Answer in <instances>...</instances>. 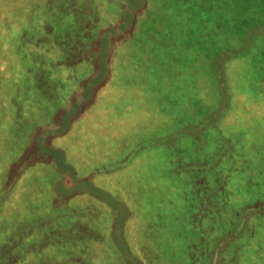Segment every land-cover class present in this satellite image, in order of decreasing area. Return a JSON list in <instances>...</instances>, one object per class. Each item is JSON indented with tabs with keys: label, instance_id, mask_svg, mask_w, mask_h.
<instances>
[{
	"label": "rangeland",
	"instance_id": "rangeland-1",
	"mask_svg": "<svg viewBox=\"0 0 264 264\" xmlns=\"http://www.w3.org/2000/svg\"><path fill=\"white\" fill-rule=\"evenodd\" d=\"M85 1L0 0V125L25 142L6 184L24 163L28 176L7 189L8 196L0 184V248L13 238L17 256L8 262L3 252L0 264H73L67 256L78 251L82 264H201L227 212L264 192V154L246 147L247 138L264 145V65H258L264 63V29L251 35L250 22L230 20L228 4L226 26L214 31V11L201 21L198 0H183L192 5L189 14L182 0H91L84 11L75 8ZM144 1L149 12L135 23ZM160 1L165 8L152 16ZM257 8L253 18L262 21L264 5ZM51 22L56 32H68L76 50L68 56L75 65L64 67L66 79L49 97L38 93L31 66L21 72L18 54L28 29L39 33L29 45L37 47V37L52 43L43 33ZM246 41L241 54L222 50L213 60L219 47L244 48ZM248 96L252 110L242 111ZM220 144L226 150L211 171L226 178L230 192L226 187L223 202L220 197L225 210L218 216L210 205L205 219L212 223L200 220L198 231L186 217V187L196 188V163ZM257 167L263 172L255 179ZM213 181L204 176L205 184Z\"/></svg>",
	"mask_w": 264,
	"mask_h": 264
},
{
	"label": "trees",
	"instance_id": "trees-1",
	"mask_svg": "<svg viewBox=\"0 0 264 264\" xmlns=\"http://www.w3.org/2000/svg\"><path fill=\"white\" fill-rule=\"evenodd\" d=\"M45 1V0H44ZM68 1V0H67ZM91 0H86V3H82L79 6L75 7L78 8V10L84 11L86 9L87 4ZM96 0H92V2ZM183 1V0H182ZM211 0H198V7L200 8L201 14L199 15L201 21L206 22L208 20L209 16H211V11H214V15L216 16L215 20L217 22L215 23L216 25H213L214 31L216 30H222L226 24H225V19L227 17L226 13H224L225 5H229L230 7V20L233 21L234 19L237 18V16L240 17L244 22H250L248 25V28H250L249 32L251 35L259 34L261 33V30L264 29V18H262V21H258L259 18H253V12L258 11L257 7H261L264 4V0H260L258 3L257 0L253 1H246V5H242L243 2L237 1V0H217L213 4V7L211 6ZM158 3V4H157ZM155 2L152 10V16L157 14H160L161 11V6L162 10L165 8V5L163 1L160 2ZM183 6H182V12L184 11L185 13H191L189 10L192 9V5L188 4L187 2L183 1ZM70 5V4H69ZM164 5V6H163ZM257 7H256V6ZM23 6V5H22ZM49 7H51V4H48ZM188 8H185V7ZM243 6V7H242ZM70 7L73 9V7L70 5ZM28 8V6H27ZM26 13L29 12V10ZM84 9V10H83ZM238 11V12H237ZM149 12V3L143 2V7L142 9L137 13L136 15V22L138 20V17L140 16L138 22L145 19L146 13ZM165 12V11H164ZM238 13V14H237ZM172 14V12H170ZM27 15V14H26ZM249 17H245L248 16ZM132 17V14L130 15ZM81 18V17H80ZM253 18V19H251ZM165 19V18H162ZM257 19V20H256ZM237 20V19H236ZM80 23H82L80 19ZM154 29L159 28L158 25H153ZM44 35L45 36H51L52 37V43L49 44H42L39 43L40 38L37 37V47H34L32 45H29V41H31V35H37L39 36V33H31L30 30H26L25 34L23 35L21 39V46H20V51L17 52L20 53L18 54V57L21 56L23 66H20L21 72L25 74L30 72L28 67H32V73H33V81L36 83L39 88H38V93L41 95H48L50 97V94H54L57 92V88L60 85V82H63L66 79V75H63L64 73V67H70L75 65V63H70L68 61V56L69 53L72 51H75L76 49L71 47V41L67 42L68 39V32H56V24L52 23L51 24H45L44 25ZM85 28V27H83ZM135 29V25H134ZM109 30V29H108ZM156 30V29H155ZM82 33V31H81ZM77 38H80V35H75ZM74 36V37H75ZM104 36V33H103ZM249 37V36H248ZM245 42V41H244ZM249 41H246L244 44V48L236 47V49L232 48L231 45L227 44L224 48L219 47L220 51H217L213 55V60L217 61L219 60V57L221 56L222 50L228 51L224 52L225 54H229L231 56H237L241 54L245 48H248ZM144 46H148L144 41L141 42ZM248 44V45H247ZM27 45V46H26ZM231 47V48H230ZM115 51H112L110 53V62L112 60L115 61ZM223 53V55H224ZM26 59V60H25ZM32 60V65H30V61ZM14 61V59H13ZM27 61V63L25 62ZM234 60H231L230 62H233ZM218 62H214L216 66L219 68L222 67V65L218 64ZM258 65L260 68H262V65H264L263 61H258ZM14 63V62H13ZM25 63V64H24ZM222 63V62H220ZM8 65V72L11 71L12 69V62H10ZM91 67V65H90ZM17 68V67H16ZM111 70L109 73V76H111ZM22 74V77H24ZM79 79V78H78ZM77 79V81H78ZM255 86V85H254ZM56 88V89H55ZM54 96V95H53ZM55 97V96H54ZM67 95H65V98ZM253 97V96H252ZM249 97L247 99L242 100L241 103V109L242 111H251V105H253V98ZM64 98V99H65ZM64 99H59V101H63ZM257 103V102H256ZM221 104L219 105L218 108L214 107V111H220ZM216 108V109H215ZM210 109V111L212 110ZM203 121L206 120L205 118L202 119ZM201 121V122H203ZM39 124V122H38ZM37 125V123L35 124ZM34 126V124H33ZM52 130H49V133H51ZM27 133V132H25ZM235 138V137H234ZM233 138V139H234ZM200 139V138H199ZM225 137L223 138V140ZM231 140V137L229 138ZM229 142V141H228ZM15 136L6 130L4 126L0 125V164H3V167L1 168V172L3 173V176L1 178V187L5 188L4 192L5 195L7 194V189H10L11 186L16 185L19 183L21 180L27 179L28 176L25 175V169L27 168V164H22L20 168L18 169V173L16 176L12 178L10 182L6 184V177L8 174V170L10 167L11 162L15 161L17 158H19V155L21 154L25 142L17 143ZM234 143V142H232ZM247 146H255L260 149V151L264 154V145H260L258 143L254 142H249L248 138L246 141ZM235 144V143H234ZM199 146V145H198ZM221 146V147H219ZM61 150H63V154L68 153L67 149L61 144L59 146ZM199 148V147H198ZM239 149V148H238ZM226 148L222 144L220 145H215L214 148H212L210 154L206 157V159H200L196 165L198 166L197 168L200 169L198 171H201L199 175V180H197L196 188L192 186L189 188L188 186L186 189L188 190L187 193L190 195V200H188V210L186 212V217L189 218L190 221H196L197 223V229L200 231V220L205 224H211V220L205 219L207 217V213L210 212V205L213 204L212 209L216 210V213L218 214V211L223 208V211L225 210V205L222 203L223 198H226V187L228 189V193L230 192V186H227L226 184V178L222 177L219 174H215V170L211 171L212 168H215L216 165H218V162L222 160V152H225ZM237 154L238 152H234ZM247 157H249L248 154H245ZM219 156L218 158H216ZM173 164V161L171 162ZM186 164V163H185ZM264 164V163H262ZM261 165V164H258ZM191 166L189 163L186 165ZM118 167V165H117ZM211 167V168H210ZM75 167H72V172L74 171ZM207 169V170H206ZM210 171V172H209ZM257 171V172H256ZM261 171V172H260ZM78 172V171H77ZM197 172V171H196ZM205 172V173H204ZM212 172V173H211ZM255 179L258 177L259 172L262 173L263 170L257 167L255 169ZM81 174V173H80ZM211 174L212 181L215 179L218 180L216 183H210V184H205L203 182L204 176L206 175L209 179V176ZM199 184H202V186H198ZM25 186H27L24 183ZM229 185V184H228ZM264 185V181H263ZM32 186V181L31 185ZM37 186V184L33 185ZM28 187V186H27ZM249 190H247V189ZM246 190L251 194L250 190H254L256 188V184H251L246 186ZM2 194L0 193V196ZM4 195V196H5ZM229 195V194H228ZM8 196V195H6ZM222 196V202L220 201V197ZM254 198L251 199L250 201L246 202H240L238 205L232 207V211L229 210L227 212V218L226 222L224 221V225L222 227V231L216 236L214 245H209V249L206 251L207 252V257L205 259H201V264H264V192L261 190L260 192L255 191V196ZM217 202V203H216ZM34 203L33 201L29 203ZM16 206L15 204H13ZM28 205V206H29ZM0 206H1V199H0ZM128 208V206L126 205ZM190 213H193L194 216H192ZM225 213V212H224ZM223 213V214H224ZM219 216V214H218ZM196 217V218H194ZM199 220V221H197ZM207 222V224H206ZM112 227L114 228V224L112 226H109L108 230L111 231ZM108 233V231H107ZM124 236V235H121ZM124 240V237H122ZM13 240V238H10V241ZM88 240V239H87ZM7 241V243L3 246V248H0V256L3 252H9L8 253V262H14L16 260H12L9 258H15L17 257L15 254L16 252L13 251V245L12 242ZM10 242V243H9ZM28 241H25L23 243L26 250H29L28 246ZM81 242V241H80ZM78 242V243H80ZM73 243V242H72ZM91 242L90 244H92ZM92 246V245H91ZM253 249L254 253H250L248 250ZM75 253V252H74ZM69 253L67 256L69 259L70 263L73 264H82L80 261H76L79 258L75 255H81L80 251L78 253ZM14 264V263H13ZM69 264V263H68Z\"/></svg>",
	"mask_w": 264,
	"mask_h": 264
},
{
	"label": "crops",
	"instance_id": "crops-1",
	"mask_svg": "<svg viewBox=\"0 0 264 264\" xmlns=\"http://www.w3.org/2000/svg\"><path fill=\"white\" fill-rule=\"evenodd\" d=\"M76 116H77V115H76ZM76 116H75V117H76ZM51 135L54 136V137L56 136V134H54V133L51 134ZM54 137H53V140H54ZM62 152H63V150H62ZM38 161H41V160H38ZM75 169H76V168H75ZM76 171H77V170H76ZM77 174H78V172H77ZM82 176H83V173H81L80 175L78 174L77 177L83 178ZM81 192H83V191H81Z\"/></svg>",
	"mask_w": 264,
	"mask_h": 264
}]
</instances>
